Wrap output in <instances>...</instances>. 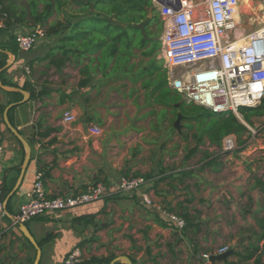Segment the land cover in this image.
Listing matches in <instances>:
<instances>
[{
    "label": "crops",
    "instance_id": "obj_1",
    "mask_svg": "<svg viewBox=\"0 0 264 264\" xmlns=\"http://www.w3.org/2000/svg\"><path fill=\"white\" fill-rule=\"evenodd\" d=\"M32 29L11 24L0 38L6 46L0 51L11 60L1 82L30 93L20 103L22 93L14 102L0 88V102L17 106L9 119L31 146L23 180L7 201L24 148L3 119L0 188L15 181L3 199L0 264H34L37 249L13 219L32 197L38 172L50 197L77 195L97 183L109 189L104 198L25 223L41 248L39 264H67L75 249L80 258L74 264L93 258L124 263L119 260L123 256L131 264H199L204 254H221L223 247L232 253L211 264H255L260 251L249 259L244 256L253 245L264 247L259 239L264 232V190L256 181H264V116L254 117L253 127L248 126L246 148L225 154L207 138L196 142L200 133L187 115L182 114L180 130L175 128L176 108L183 103L188 109L189 104L172 88L169 69L159 66L154 35L144 49H134L131 68L122 71L112 66L105 70L97 56L65 57L56 36H45L24 52L10 37ZM27 83L34 96L24 88ZM66 112L74 115L73 122L64 120ZM93 125L100 134L90 131ZM133 174L148 175L147 186L132 194L119 192L121 178ZM145 193L162 211L145 204ZM168 213L183 217L185 226L171 224Z\"/></svg>",
    "mask_w": 264,
    "mask_h": 264
},
{
    "label": "built area",
    "instance_id": "obj_2",
    "mask_svg": "<svg viewBox=\"0 0 264 264\" xmlns=\"http://www.w3.org/2000/svg\"><path fill=\"white\" fill-rule=\"evenodd\" d=\"M163 23L160 37L159 58L169 69L171 86L180 93L187 104L206 107L215 113L227 111L240 116L242 107H257L264 98V25L246 33H236V15L241 0H152ZM6 28L5 18L0 14V29ZM45 37V29L37 27L28 33L16 35L20 50L33 49ZM174 68H180L175 72ZM71 112L64 120L73 122ZM249 126V125H247ZM93 134H100L98 126H91ZM252 133L256 130L251 129ZM238 148L234 134L223 138V153H234ZM0 143V162L4 153ZM149 183L143 175H128L121 178L118 191L132 194ZM109 193L102 183L88 187L77 195L50 197L44 185L43 173L38 172L32 197L22 204L13 219V225H21L42 215L52 214L84 205ZM144 202L162 211L161 206L149 194ZM4 214L0 189V216ZM169 222L179 228L186 224L178 214L168 213ZM1 240V232H0ZM221 248L218 253L228 251ZM210 254H204L199 264H211ZM80 251L75 249L67 257V264L79 261Z\"/></svg>",
    "mask_w": 264,
    "mask_h": 264
},
{
    "label": "trees",
    "instance_id": "obj_3",
    "mask_svg": "<svg viewBox=\"0 0 264 264\" xmlns=\"http://www.w3.org/2000/svg\"><path fill=\"white\" fill-rule=\"evenodd\" d=\"M23 1L0 0V14L5 18L6 27L9 28L11 24L26 27L34 26V28L42 27L45 29V36L58 37V47L63 50L65 57L69 58L72 55L78 58L97 56L100 67L105 70L111 66L114 70L121 69L122 71L131 68L134 49H144L150 42L142 37L140 29L133 27V24L145 20L150 10H153V17L146 27L149 36L155 34L151 31V26L157 24L159 32L163 29L162 20L159 14H155L156 8L152 0H54V2L53 0H30L26 7L23 6ZM40 3H43L42 9L39 8ZM54 14L57 15L59 20L50 23L49 19ZM110 17H114L117 21L125 24V27H117L111 24ZM11 39H14V43L18 47L16 37L12 36ZM158 44H160V40H158ZM0 48L5 50L6 46L0 43ZM11 50L16 52L15 48H11ZM7 60L8 55L0 51V68L6 65ZM6 70L1 73V79H3ZM4 82L6 84V81ZM7 84L16 86L11 83ZM24 88L31 90L32 96L35 95L34 90L28 83L25 84ZM6 93L12 96L14 102L21 100L23 97L19 92ZM192 105L194 107L190 115L184 112L187 108L184 107L183 103L176 109H180L181 114L187 115L195 123L196 126L193 125V127L200 133L195 135L196 142L203 143L204 139L207 138L211 144L222 146L223 138L234 134L237 138V151H241L248 145L251 132L247 125H254V117L264 116V100L257 107H242L239 110L242 119L232 111L215 113L206 107ZM16 107L14 105L9 113L11 114ZM5 108L6 104L0 102V123L3 122ZM178 114L177 112V116ZM7 130L22 146L8 128ZM19 171L20 168H16L17 174ZM145 177L149 178L148 175H145ZM256 181L264 190V181L261 178H257ZM12 184L7 185L5 183L0 188L2 199H5ZM10 205L9 203L8 207ZM259 239H264V232ZM257 253L259 255L255 260V264H260L262 257H264V247L260 249L259 246L253 245L251 251L244 258H252ZM94 262L109 264L110 259L93 258L85 264ZM115 264L124 263L118 261Z\"/></svg>",
    "mask_w": 264,
    "mask_h": 264
},
{
    "label": "water",
    "instance_id": "obj_4",
    "mask_svg": "<svg viewBox=\"0 0 264 264\" xmlns=\"http://www.w3.org/2000/svg\"><path fill=\"white\" fill-rule=\"evenodd\" d=\"M153 17V10H150L148 12V16L145 20H143L140 23H135L133 24V27L140 29L141 34L143 36L144 39L146 40H152L151 36H149V34L147 33V25L149 24V22L151 21ZM109 21L111 24L117 26V27H125V24L117 21L114 17H110ZM11 64V60H8L6 65L2 68H0V74L1 72L6 69L7 67H9ZM0 88L9 91V92H20L24 95V99L20 102V103H25L30 99V93L27 91H24L20 88L17 87H12V86H5L3 85V83L1 82L0 79ZM14 105H8L6 106L4 113H3V119L4 122L7 126V128L10 130V132L20 141V143L22 144L23 148H24V158H23V163L21 165V169H20V174L18 177V180L16 182V185L14 187V189L12 190V192L9 194V196L7 197V201L11 198V196L16 192V190L18 189L19 185L21 184L24 174L26 172V169L30 163L31 160V146L28 143V141L23 137V135L18 131V129L16 127L13 126V124L11 123L10 119H9V112L11 110V108ZM177 112L179 113V110H177ZM183 115L182 114H178L176 121H175V128L177 130H180L181 128V119H182ZM21 230L23 231V233L25 234V236L31 241V243L36 247L37 249V255L34 261V264H39L40 260H41V248L39 246V244L37 243V241L34 239V237L32 236V234L28 231V229L25 226V223L21 224ZM232 253V250H228L224 253L221 254H217V255H212L210 257V260L212 262H214L215 260H219V259H226L230 254ZM119 260L123 261L126 264H131L130 260L123 256L121 257Z\"/></svg>",
    "mask_w": 264,
    "mask_h": 264
},
{
    "label": "rangeland",
    "instance_id": "obj_5",
    "mask_svg": "<svg viewBox=\"0 0 264 264\" xmlns=\"http://www.w3.org/2000/svg\"><path fill=\"white\" fill-rule=\"evenodd\" d=\"M155 14L158 15V11L155 9ZM58 18V17H56ZM62 18V16H60ZM236 25H237V30L236 33H246L250 29H256L260 26L264 25V0H241V4L239 7V12H238V19L236 20ZM154 34V48H158V52L160 53L161 51V42L158 44V38L161 37L162 31L159 32V29H157V26L154 25L152 27ZM3 30H0V38L4 36ZM143 37V36H142ZM12 37H10L11 39ZM14 41V39H11ZM2 43V42H0ZM164 65V60L162 58L159 59V66L163 67ZM168 67H166L165 70H167ZM175 72H179L180 68H174ZM264 100V98H263ZM263 100L261 101L260 104L263 103ZM193 105L189 104L188 109H185L184 112L187 115L192 114L193 110ZM242 119V116H239ZM255 119H258L255 117ZM249 125V124H248ZM251 125H249L250 127ZM253 127V126H251Z\"/></svg>",
    "mask_w": 264,
    "mask_h": 264
},
{
    "label": "bare ground",
    "instance_id": "obj_6",
    "mask_svg": "<svg viewBox=\"0 0 264 264\" xmlns=\"http://www.w3.org/2000/svg\"><path fill=\"white\" fill-rule=\"evenodd\" d=\"M238 15V14H237ZM237 15H236V20H237Z\"/></svg>",
    "mask_w": 264,
    "mask_h": 264
},
{
    "label": "flooded vegetation",
    "instance_id": "obj_7",
    "mask_svg": "<svg viewBox=\"0 0 264 264\" xmlns=\"http://www.w3.org/2000/svg\"><path fill=\"white\" fill-rule=\"evenodd\" d=\"M157 26V24H155ZM158 27V26H157Z\"/></svg>",
    "mask_w": 264,
    "mask_h": 264
}]
</instances>
